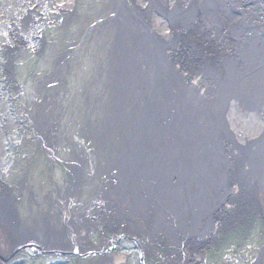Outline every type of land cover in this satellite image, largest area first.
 Segmentation results:
<instances>
[{
	"label": "rangeland",
	"instance_id": "obj_1",
	"mask_svg": "<svg viewBox=\"0 0 264 264\" xmlns=\"http://www.w3.org/2000/svg\"><path fill=\"white\" fill-rule=\"evenodd\" d=\"M135 1L0 0V197L12 213L0 209V264H255L264 258V196L257 187V204L226 222L216 219L206 239L191 244L188 230L176 228L173 244L153 231L152 221L129 214L105 176L103 158L112 149L107 119L121 93L112 94L102 80L116 22L131 14ZM141 2L159 13L155 0ZM162 23L168 26L166 18ZM77 153L84 163L74 175L69 163ZM104 196L109 211L122 216L116 222L98 204ZM161 213L159 227L168 230L172 213ZM78 217L86 224H76ZM46 221L60 229L74 223L63 230V247L44 243V233L17 236L15 225L37 229Z\"/></svg>",
	"mask_w": 264,
	"mask_h": 264
},
{
	"label": "bare ground",
	"instance_id": "obj_2",
	"mask_svg": "<svg viewBox=\"0 0 264 264\" xmlns=\"http://www.w3.org/2000/svg\"><path fill=\"white\" fill-rule=\"evenodd\" d=\"M155 1L159 13L136 0L116 22L102 83L121 94L107 119L112 149L103 170L129 214L173 244L176 228L198 244L217 220L257 204L255 187L264 196V0ZM75 156L74 175L84 163ZM98 204L110 221L122 217L106 196ZM1 208L12 217L2 197ZM167 211L168 230L159 227ZM71 224L15 227L17 236L44 233V243L63 247Z\"/></svg>",
	"mask_w": 264,
	"mask_h": 264
}]
</instances>
